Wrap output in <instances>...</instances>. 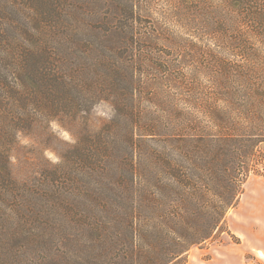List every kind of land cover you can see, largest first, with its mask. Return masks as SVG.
Instances as JSON below:
<instances>
[{
    "label": "trees",
    "instance_id": "1",
    "mask_svg": "<svg viewBox=\"0 0 264 264\" xmlns=\"http://www.w3.org/2000/svg\"><path fill=\"white\" fill-rule=\"evenodd\" d=\"M109 2L126 13V25L134 29L132 0L120 8L121 0ZM254 3L259 0L233 1L234 7L248 10ZM100 4L103 0H0V264L29 263L21 256L10 259L18 235L25 247L49 241L45 259L32 264H185L193 246L218 232L234 236L227 212L238 203L242 182L252 171L264 176L263 79L247 89L248 101L236 113L225 103L228 91L214 98L209 129L182 134L178 142L185 164L171 166L163 182L147 177L151 152L143 143L155 138L153 125L151 133H136L134 126L128 131L129 151L121 160L128 177L112 189L113 197L72 200L65 155L59 164L43 168L36 182L16 180L10 149L20 132L37 120L88 112L103 95L95 92L102 89L99 78L64 67L58 54L60 46L72 41L70 50L80 49L82 35L97 27L92 22L103 21ZM258 9L248 12L256 25L262 18ZM127 64L133 67L131 61ZM120 95L111 100L119 115L126 122L140 119L134 95ZM93 136L100 148L106 146L100 131L87 138ZM190 147L201 152L193 154ZM83 148L79 143L73 149L80 158ZM165 195L171 198L166 201Z\"/></svg>",
    "mask_w": 264,
    "mask_h": 264
},
{
    "label": "rangeland",
    "instance_id": "2",
    "mask_svg": "<svg viewBox=\"0 0 264 264\" xmlns=\"http://www.w3.org/2000/svg\"><path fill=\"white\" fill-rule=\"evenodd\" d=\"M128 1L121 0L118 8ZM233 1L132 0L134 29H129L126 13L103 0L98 8L103 21L92 22L97 27L82 35L80 49L70 50L73 41L58 48L64 67L81 68L79 72L86 77L99 78L102 89L95 92L103 95L88 112L37 120L32 128L20 132L10 149L16 180L36 182L43 168L59 164L65 155L72 200L113 197L112 189L128 177L121 160L129 151L126 136L132 126L136 133H151L154 126L155 138L143 143L151 152L147 177L153 183L163 182L171 166L185 164L178 140L182 134L209 129L214 98L228 91L225 103L236 113L240 103L248 101L244 98L247 89L263 84L264 0L254 3L262 16L259 25L248 16L255 7L236 8ZM175 5L176 14L171 12ZM109 19L114 23L107 25ZM5 21L12 23L8 18ZM67 48L69 52L64 54ZM129 93L134 95V109L141 118L126 122L111 100ZM104 95L110 100L102 99ZM113 121L116 126L110 127ZM98 131L105 138L104 148L95 143V136L87 138ZM79 143L84 147L82 158L73 150ZM190 148L193 154L201 152ZM257 158L259 161V152ZM226 221L234 236L218 232L193 246L185 264H264V176L252 171L243 180L238 203L227 212ZM19 237L13 241L12 261L20 256L29 262L21 260L20 264L45 259L49 241L25 247Z\"/></svg>",
    "mask_w": 264,
    "mask_h": 264
}]
</instances>
